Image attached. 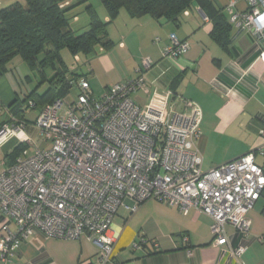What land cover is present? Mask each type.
<instances>
[{
	"label": "built area",
	"instance_id": "1",
	"mask_svg": "<svg viewBox=\"0 0 264 264\" xmlns=\"http://www.w3.org/2000/svg\"><path fill=\"white\" fill-rule=\"evenodd\" d=\"M238 1L225 6L230 20L264 38V0H244L243 11L236 10ZM187 49L188 42L171 33L161 55L177 58ZM151 65L142 59L135 78L99 95L85 78L71 79L76 93L40 110L34 127L48 147L36 144L30 155L24 150L0 169V264H17L21 244L35 234L69 240L85 236L98 249L96 264H107L119 236L113 228L118 209L132 214L148 200L182 214L193 209L207 215L211 243L225 244L234 264H243L248 212L264 190V171L252 151L203 169L196 147L201 108L177 96L183 107L177 110L172 91L147 85L145 71ZM138 90L148 94L144 106L132 96ZM26 125L15 117L2 123L0 144L11 137L29 143ZM259 133L264 141V121ZM226 225L233 234L226 233Z\"/></svg>",
	"mask_w": 264,
	"mask_h": 264
},
{
	"label": "crops",
	"instance_id": "2",
	"mask_svg": "<svg viewBox=\"0 0 264 264\" xmlns=\"http://www.w3.org/2000/svg\"><path fill=\"white\" fill-rule=\"evenodd\" d=\"M212 2L213 6L204 9L193 3L175 20L155 19L147 14L132 17L121 9L106 25L107 38L113 44L67 66L69 71L79 74L77 78L86 79L94 94H101L114 83L135 78L141 60L150 59L152 65L145 71L147 85L172 91L177 110L183 109L177 96L192 100L201 108L196 147L202 156L203 169L252 151L255 162L264 171V155L259 153L264 151L259 133L264 121V38L240 29L230 20L225 8L228 0ZM245 9L246 2L239 0L236 10ZM95 12L108 21L106 10ZM220 22L225 29V46L212 33L214 25ZM216 28L219 30V25ZM171 33L186 40L188 49L177 58H163L161 50L169 43ZM11 85L8 79H0V112L5 113V119L6 107L20 97ZM41 87L43 90L46 83ZM75 93L73 88L70 96ZM132 96L140 106L148 100L143 90ZM33 130L35 127L31 126ZM8 139L0 144V156ZM5 156L0 157V169L14 161L7 162ZM162 208L156 215L145 216L136 211L129 218L121 216L113 222L119 236L107 264H234L225 244L211 243V219L207 215L193 209L182 214L176 207ZM248 216L251 224L243 264H264V190ZM225 230L228 235L234 232L230 225ZM135 231L141 237L145 235L139 248L130 245ZM183 235L187 242L182 240ZM236 242L233 238L232 243ZM97 252V247L85 236L69 240L35 234L21 244L15 263L96 264Z\"/></svg>",
	"mask_w": 264,
	"mask_h": 264
},
{
	"label": "trees",
	"instance_id": "3",
	"mask_svg": "<svg viewBox=\"0 0 264 264\" xmlns=\"http://www.w3.org/2000/svg\"><path fill=\"white\" fill-rule=\"evenodd\" d=\"M81 0L80 2H85ZM105 8L108 21L99 18L91 5L86 6L88 24L81 32L71 28L66 12L75 4L71 0H16L0 8V77L7 65L19 57L32 72L39 74L36 87L21 98L16 97L6 107L7 118L0 123L10 122L11 117L25 120L27 109H42L56 98H70L71 79L80 77L69 71L61 52L67 50L73 58L94 53L100 46L108 49L113 43L107 38L106 25L121 9L130 16L149 15L177 19L179 14L193 3L201 8L213 6L212 0H100ZM247 7V4H246ZM219 25V30L218 27ZM224 25H214L213 37L226 45ZM96 53V52H95ZM50 73V75H47ZM44 83L46 87L39 90ZM39 86V87H38ZM30 102L33 105H30ZM131 215V214H130Z\"/></svg>",
	"mask_w": 264,
	"mask_h": 264
},
{
	"label": "rangeland",
	"instance_id": "4",
	"mask_svg": "<svg viewBox=\"0 0 264 264\" xmlns=\"http://www.w3.org/2000/svg\"><path fill=\"white\" fill-rule=\"evenodd\" d=\"M15 1L16 0H0V8L6 7ZM80 1L81 0H71V2L75 5L66 12L70 26L76 33L81 32L82 28H84L83 26L89 22V17L86 10L87 5H91L95 10H97L98 13L105 10L100 0H86L85 2ZM99 50H101V47L97 46L95 48V52H98ZM95 52L87 56L79 54L77 58H73V56L67 50H62L61 55L66 64L71 67L73 66L72 64H76L75 61L81 62L86 58H90L95 54ZM3 77L11 82L12 89L20 96V98L28 91L36 87L39 82V74L37 72L30 71L26 64L19 57H16L11 63L7 65L6 73H4L1 78ZM39 88V90L42 89V87ZM73 88L76 91V88ZM95 94L98 95L99 93ZM38 112L39 108L27 109L25 111V120L27 124L25 132L29 135L31 141H29V143H21L14 137L9 138L1 152V156L2 154H6L5 160L7 162L13 161L18 155H23L24 150L28 155H30L34 151L36 144H40L39 147L41 148L48 147V144H44V142L41 140V137H39L38 131L36 129L31 131V126H34L35 118L38 115ZM3 118H5V113L0 112V119ZM17 119L22 120L19 118ZM163 206L168 207V205L157 200H148L142 203L136 210L137 212H135L136 214L140 213L145 216H152L156 215L160 210H163ZM121 216L129 218V211H126L124 208L120 207L118 209L117 215L113 219V222L119 220ZM141 235V233L137 235L135 231V237L131 239L130 245H132L133 242L139 243L141 238H145V235L144 237H141Z\"/></svg>",
	"mask_w": 264,
	"mask_h": 264
}]
</instances>
